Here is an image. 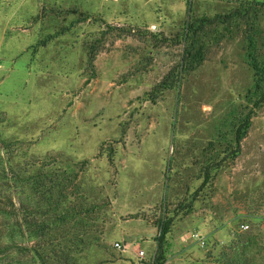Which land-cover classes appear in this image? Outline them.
Segmentation results:
<instances>
[{"label":"rangeland","instance_id":"rangeland-1","mask_svg":"<svg viewBox=\"0 0 264 264\" xmlns=\"http://www.w3.org/2000/svg\"><path fill=\"white\" fill-rule=\"evenodd\" d=\"M76 1L88 15L58 7ZM239 8L199 29L203 61L182 70L187 23ZM250 36L264 61V0H0V264H38L32 225L53 215L61 180L66 205L95 207L80 264L150 259L170 218L172 264H264V104L227 158L252 107Z\"/></svg>","mask_w":264,"mask_h":264},{"label":"trees","instance_id":"trees-1","mask_svg":"<svg viewBox=\"0 0 264 264\" xmlns=\"http://www.w3.org/2000/svg\"><path fill=\"white\" fill-rule=\"evenodd\" d=\"M250 9H236V11L232 13H228L226 15L215 16L214 19L201 18L198 20H194L191 23H187L186 28V39L189 37V45L185 46L183 49V55L181 59V68L182 70L191 71L196 69L201 62L203 61V51L201 46H196L197 40L196 37L198 35V31L201 27L212 23L214 20H227L232 17L243 18L249 14ZM73 13V12H72ZM76 13V12H75ZM253 28V27H251ZM247 50H246V63L253 71V85L250 90H248L246 98L252 104L249 112L242 118L237 119V124L233 126V139H232V148L228 154L227 158H236L240 152V143L245 138L248 129L251 124V116L253 115L254 108H259L264 104V61H259L255 56L256 51V42L253 37H248ZM94 52L90 51L88 53V63L91 66L94 61ZM92 67V66H91ZM223 161L227 159H222ZM220 166L219 164H215L212 167H207L204 171V179L200 185L201 188H204L208 182L211 180L212 172L218 170ZM76 177V175H74ZM71 181L69 178L65 179ZM42 183V179L39 180ZM63 180L59 181V195L60 198L58 202H53L51 204L50 211H53V215L47 218L46 220H37L32 226L34 228L32 236L36 239L39 238L41 241V246H39L38 250L35 251V260L38 264H80V258H77V254L81 245L90 244L92 245L94 239L93 232L89 231V226L92 222L87 216L93 215L95 213V207L92 205L87 209L82 208L84 213H81L79 208L76 206L69 207L66 205V200L63 198L62 186ZM52 183V182H50ZM32 188L41 193V195H45L51 198L50 194H53V188L49 186L45 187L43 184L32 182ZM51 189V190H50ZM76 216V224L82 225L84 227L83 230L76 229V231H71L69 222L72 217ZM22 226H24V219L20 220ZM172 218L163 219L158 221V238L156 245V262L165 260L164 257L166 253V236L170 233ZM52 229L58 232V241L54 244L55 235ZM85 238L87 241L85 242ZM123 243V242H121ZM7 247L0 244V255L6 252ZM240 259L235 258L232 261H229L227 264H240Z\"/></svg>","mask_w":264,"mask_h":264},{"label":"built area","instance_id":"built-area-1","mask_svg":"<svg viewBox=\"0 0 264 264\" xmlns=\"http://www.w3.org/2000/svg\"><path fill=\"white\" fill-rule=\"evenodd\" d=\"M150 30H153V31L156 30V26L152 25L150 27ZM246 228L247 227H245V229ZM191 238H195V239L199 238V235L198 234H192ZM114 246H115L116 250L121 251V252H124L126 249V245L124 243H121V242H115ZM134 254H135V259L132 261L131 260L128 261L127 264H172V262L169 259H165V260L156 262L155 255H153L150 259H147L146 253L139 248L136 249V252Z\"/></svg>","mask_w":264,"mask_h":264},{"label":"crops","instance_id":"crops-1","mask_svg":"<svg viewBox=\"0 0 264 264\" xmlns=\"http://www.w3.org/2000/svg\"><path fill=\"white\" fill-rule=\"evenodd\" d=\"M60 8V10H67L68 12H73L72 15H78L79 14H83V15H88L89 12H87L86 8L84 6L81 5V3H78V1L74 2L73 4L71 3L69 6L65 7L64 3H60V5L58 6ZM102 17V16H101ZM103 18V17H102ZM103 20L107 21L108 19L103 18ZM84 21V20H83ZM110 21V20H108ZM90 21L86 20L85 23L89 24Z\"/></svg>","mask_w":264,"mask_h":264}]
</instances>
